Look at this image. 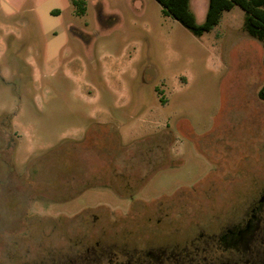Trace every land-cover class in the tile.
Masks as SVG:
<instances>
[{"label":"rangeland","instance_id":"obj_1","mask_svg":"<svg viewBox=\"0 0 264 264\" xmlns=\"http://www.w3.org/2000/svg\"><path fill=\"white\" fill-rule=\"evenodd\" d=\"M77 1L0 0V262L131 194L191 225L253 195L230 167H264V47L239 6L197 37L156 0ZM191 9L202 23L207 0Z\"/></svg>","mask_w":264,"mask_h":264},{"label":"flooded vegetation","instance_id":"obj_2","mask_svg":"<svg viewBox=\"0 0 264 264\" xmlns=\"http://www.w3.org/2000/svg\"><path fill=\"white\" fill-rule=\"evenodd\" d=\"M230 170L226 181L242 180L254 188L241 205L238 197L224 198L221 208L207 210V218L175 227L176 218H182L172 212L174 201L153 199L138 205L131 194L123 216L80 218L77 228L55 234V243L43 235L45 242L32 257L29 244L21 248L13 239V247L5 251L24 253L9 255L0 264H264V167ZM114 174L124 192L137 189L126 173Z\"/></svg>","mask_w":264,"mask_h":264},{"label":"trees","instance_id":"obj_3","mask_svg":"<svg viewBox=\"0 0 264 264\" xmlns=\"http://www.w3.org/2000/svg\"><path fill=\"white\" fill-rule=\"evenodd\" d=\"M166 15L175 19L193 35L200 37L211 31L220 21L223 12L239 6L244 12L243 30L264 47V0H207V9L202 23H197L191 9L192 0H156ZM77 13L83 15L85 8L81 1L73 0ZM264 66V56H263ZM257 98L264 102V81L257 91Z\"/></svg>","mask_w":264,"mask_h":264}]
</instances>
